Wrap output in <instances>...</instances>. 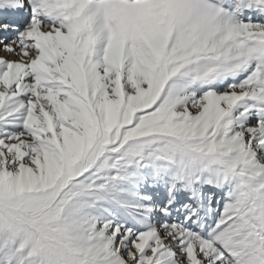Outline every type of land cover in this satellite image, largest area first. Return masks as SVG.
I'll return each instance as SVG.
<instances>
[{"label":"snow or ice","instance_id":"1","mask_svg":"<svg viewBox=\"0 0 264 264\" xmlns=\"http://www.w3.org/2000/svg\"><path fill=\"white\" fill-rule=\"evenodd\" d=\"M0 264H264V0H0Z\"/></svg>","mask_w":264,"mask_h":264}]
</instances>
